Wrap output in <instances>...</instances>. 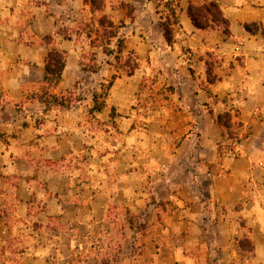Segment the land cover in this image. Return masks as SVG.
<instances>
[{
    "label": "rangeland",
    "instance_id": "1",
    "mask_svg": "<svg viewBox=\"0 0 264 264\" xmlns=\"http://www.w3.org/2000/svg\"><path fill=\"white\" fill-rule=\"evenodd\" d=\"M205 1L0 0V264H264V0H218L230 35Z\"/></svg>",
    "mask_w": 264,
    "mask_h": 264
},
{
    "label": "trees",
    "instance_id": "2",
    "mask_svg": "<svg viewBox=\"0 0 264 264\" xmlns=\"http://www.w3.org/2000/svg\"><path fill=\"white\" fill-rule=\"evenodd\" d=\"M86 2L91 5L94 11L101 9L104 4V0H86ZM187 14L193 25L198 29L207 31L219 30L226 35L231 34L230 21L224 15L218 0H206L205 3L198 5L190 4ZM162 26L167 40L172 42V28L166 22L162 23ZM246 30L255 34L258 32L259 28L257 24L252 23L246 25ZM92 32L96 34L95 37H92ZM61 33L65 38H71V35L66 31L62 30ZM88 35L92 38V46L103 47L104 52L108 55L114 54L117 58L122 56L125 47L124 38L119 37L118 27L115 26L106 16H103L100 19L99 28H91ZM116 37L115 46H113V39ZM65 54V51L57 48H52L49 52L45 66L44 84L42 85L44 90L56 87L62 80V75L66 67ZM133 71V69L129 71V74H132ZM209 73L211 75L212 71L210 70ZM215 81H217V78L213 76L211 82ZM112 83L113 81L109 83L107 89L112 86ZM38 99L45 103L47 107L63 106L71 108V103L69 101L58 96L47 97L44 94H38ZM105 106V95L103 93H96L94 97V106L92 107L91 112H101ZM112 115L115 116L114 111ZM218 122L223 126H228V124L226 125L223 121L222 115L219 116Z\"/></svg>",
    "mask_w": 264,
    "mask_h": 264
}]
</instances>
